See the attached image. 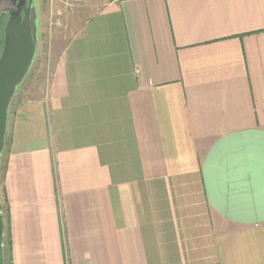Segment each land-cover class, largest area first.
<instances>
[{
    "label": "crops",
    "instance_id": "crops-1",
    "mask_svg": "<svg viewBox=\"0 0 264 264\" xmlns=\"http://www.w3.org/2000/svg\"><path fill=\"white\" fill-rule=\"evenodd\" d=\"M90 3L10 114L5 264H264V0Z\"/></svg>",
    "mask_w": 264,
    "mask_h": 264
},
{
    "label": "rangeland",
    "instance_id": "rangeland-1",
    "mask_svg": "<svg viewBox=\"0 0 264 264\" xmlns=\"http://www.w3.org/2000/svg\"><path fill=\"white\" fill-rule=\"evenodd\" d=\"M96 0H35L38 12V40L37 50L34 56L31 68L23 80L20 86L17 88L16 93L12 96L10 104V113L8 116L11 118V122L14 119L13 115L10 117L11 112L16 111L22 107L26 102H35L42 100L47 102L52 66L55 62V48L57 47V38H64L74 31V28L82 20H84L88 14H91V3ZM9 0H0V10L9 6ZM7 124L6 141L1 149L0 155V205L2 206V215L4 220V243H3V264L8 262V243H7V215L8 205L4 198L2 179L6 166V157L8 153V147L11 139V132H9V124ZM10 133V134H9Z\"/></svg>",
    "mask_w": 264,
    "mask_h": 264
},
{
    "label": "water",
    "instance_id": "water-1",
    "mask_svg": "<svg viewBox=\"0 0 264 264\" xmlns=\"http://www.w3.org/2000/svg\"><path fill=\"white\" fill-rule=\"evenodd\" d=\"M6 1V0H4ZM0 47V155L6 139L12 96L27 76L37 50L38 12L35 0H9ZM0 205V261L4 220Z\"/></svg>",
    "mask_w": 264,
    "mask_h": 264
},
{
    "label": "trees",
    "instance_id": "trees-1",
    "mask_svg": "<svg viewBox=\"0 0 264 264\" xmlns=\"http://www.w3.org/2000/svg\"><path fill=\"white\" fill-rule=\"evenodd\" d=\"M0 15H1V11H0ZM6 15H1L0 16V47H1V44H2V31H3V27H4V24H5V20H6ZM5 141H6V139H5ZM5 143V142H4ZM1 209H2V206H1ZM5 227V226H4ZM4 229V228H3ZM7 240H8V237H7ZM6 240V241H7ZM7 243H8V241H7ZM9 244V243H8ZM3 253H4V251H3ZM3 255V254H2ZM1 255V256H2ZM0 264H3V256H2V258H1V261H0Z\"/></svg>",
    "mask_w": 264,
    "mask_h": 264
},
{
    "label": "flooded vegetation",
    "instance_id": "flooded-vegetation-1",
    "mask_svg": "<svg viewBox=\"0 0 264 264\" xmlns=\"http://www.w3.org/2000/svg\"><path fill=\"white\" fill-rule=\"evenodd\" d=\"M0 11H1V15L3 16V15L5 14V12H4V11H2V10H0ZM1 15H0V16H1Z\"/></svg>",
    "mask_w": 264,
    "mask_h": 264
},
{
    "label": "built area",
    "instance_id": "built-area-1",
    "mask_svg": "<svg viewBox=\"0 0 264 264\" xmlns=\"http://www.w3.org/2000/svg\"><path fill=\"white\" fill-rule=\"evenodd\" d=\"M76 1H78V0H76Z\"/></svg>",
    "mask_w": 264,
    "mask_h": 264
}]
</instances>
